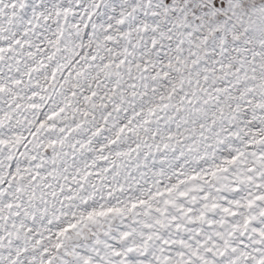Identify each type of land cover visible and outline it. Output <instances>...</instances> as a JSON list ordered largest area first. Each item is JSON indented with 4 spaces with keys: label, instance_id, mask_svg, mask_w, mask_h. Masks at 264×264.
Segmentation results:
<instances>
[{
    "label": "snow or ice",
    "instance_id": "6c2138e0",
    "mask_svg": "<svg viewBox=\"0 0 264 264\" xmlns=\"http://www.w3.org/2000/svg\"><path fill=\"white\" fill-rule=\"evenodd\" d=\"M0 264H264V0H0Z\"/></svg>",
    "mask_w": 264,
    "mask_h": 264
}]
</instances>
